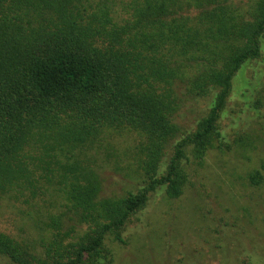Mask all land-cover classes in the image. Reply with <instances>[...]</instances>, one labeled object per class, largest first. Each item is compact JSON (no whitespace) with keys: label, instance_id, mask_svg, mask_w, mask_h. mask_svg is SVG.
<instances>
[{"label":"trees","instance_id":"16d2710c","mask_svg":"<svg viewBox=\"0 0 264 264\" xmlns=\"http://www.w3.org/2000/svg\"><path fill=\"white\" fill-rule=\"evenodd\" d=\"M263 96L264 0H0V194L57 193L44 237L0 232V257L112 264L107 242L126 244L151 194L178 198L185 164L246 147L250 131L234 123L231 139L223 119L234 100L244 123L262 119ZM123 131L144 180L102 197L89 151Z\"/></svg>","mask_w":264,"mask_h":264},{"label":"rangeland","instance_id":"374dc122","mask_svg":"<svg viewBox=\"0 0 264 264\" xmlns=\"http://www.w3.org/2000/svg\"><path fill=\"white\" fill-rule=\"evenodd\" d=\"M262 103L263 118L246 123L244 114L236 115V100L229 104L223 127L234 139L231 125L245 126L252 134L246 147L215 146L202 159L191 157L182 194H151L128 223L126 244L107 242L112 264H264V96ZM184 104L180 121L189 125L197 114ZM139 142L134 132H114L89 151L102 197L125 195L142 184ZM55 198L54 189L29 202L0 194V232L27 244L39 242L45 235L41 222ZM0 264L12 263L0 257Z\"/></svg>","mask_w":264,"mask_h":264}]
</instances>
